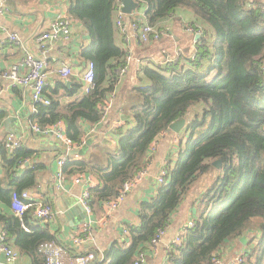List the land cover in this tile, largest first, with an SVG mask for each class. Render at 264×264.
Returning a JSON list of instances; mask_svg holds the SVG:
<instances>
[{
	"label": "trees",
	"instance_id": "obj_1",
	"mask_svg": "<svg viewBox=\"0 0 264 264\" xmlns=\"http://www.w3.org/2000/svg\"><path fill=\"white\" fill-rule=\"evenodd\" d=\"M135 1L138 8L144 4L146 22L159 30L177 10L188 11L191 27L200 33L195 50L191 57L179 52L171 61V54L163 52L157 62L144 63L132 90L137 102L115 135L114 149L101 155L103 165L68 156L62 171L96 178L98 185L89 190V206L96 213L147 168L152 145L170 124L184 118L186 138L164 168V185L140 204L138 226L128 227L127 241L114 242L98 263L133 264L186 203L194 227L167 254V264H212L221 248L242 236L248 243L241 264H264V0ZM67 2V18L88 35L80 58L93 64L94 83L83 95L77 94L83 83L46 86L49 104L35 105L30 121L41 129L62 121L65 136L80 146L83 125L100 122L99 107L116 90L126 48L123 38L121 44L116 41L120 0ZM4 116L0 111V123ZM0 153L7 169L5 184L0 179V203L9 211L0 213L5 243L32 264H45L39 247L57 239L29 213L18 219L12 210V195L35 186L34 170L20 177L15 172L32 152L22 147L6 156L2 147ZM215 161L221 162L219 169Z\"/></svg>",
	"mask_w": 264,
	"mask_h": 264
},
{
	"label": "crops",
	"instance_id": "obj_2",
	"mask_svg": "<svg viewBox=\"0 0 264 264\" xmlns=\"http://www.w3.org/2000/svg\"><path fill=\"white\" fill-rule=\"evenodd\" d=\"M0 4L5 9V13L0 15V111L5 115L0 123V150L2 147L6 148V156L22 147L32 152L30 158L26 159L15 172L17 177H20L28 170L35 171V186L25 191L33 200L41 201L51 208V217L40 224L41 228L48 230L57 239L56 244L64 252V263L72 264L78 255L94 253L97 258L94 264H99L98 262L104 259L103 251L106 249L110 251L112 244L116 241L120 243L127 241V228L138 226V208L141 203L156 196L158 188L156 178L167 162L174 158L172 156L176 152L179 141L185 140L184 127L180 134L166 131L156 139L152 145L145 176L138 187L126 196L114 212L105 213L104 205L96 213L92 211L95 221L93 238L76 247L73 240L78 236H83L80 228L87 219L79 198L83 192L96 187L98 182L96 178L87 174L68 176L63 173V166L60 167L58 162L63 157H68L65 147L53 135L38 134L31 129V125L35 123L30 121L33 103L30 100L29 90L13 85L11 80L3 78L2 75L13 65H19L22 62L24 51H27L46 61L50 70L46 86L52 88L62 81L67 86L73 82L82 83L83 74L89 63L83 62L80 58V51L89 44V38L80 23L69 19L71 34L67 40H60L45 46L39 43V35L46 31L53 21L66 16L67 0H0ZM192 22L193 16L188 11L177 10L160 28L170 34L168 38H164L157 45L150 43L148 46H143L137 41L130 42L129 49L133 61L117 84L115 98L106 117L96 125H83L84 142L89 134H94L96 139L86 155L84 157L73 156L75 160L103 165L101 155L114 149L116 143V134H110L109 129L118 121L123 123L121 128L126 126L130 117L129 110L137 102L132 91L138 86L139 70L136 63L139 60L142 64L150 61L157 62L162 58L161 53L163 52L171 55L181 52L191 57L198 39L196 40V36L187 33L185 29L191 26ZM11 34L17 36L16 42L10 41L9 35ZM122 38L120 33H116L118 44H121ZM63 67L71 69V75L68 78H63L57 73ZM25 72L24 68L20 69V74ZM77 94L83 95V89ZM71 100L64 98L66 102ZM58 123H61L65 135V124L62 121ZM8 137H12L13 142L18 145L14 147L6 143ZM4 158L0 153V179L5 184L7 169ZM77 177H82L81 184L74 182ZM186 205L185 203L179 206L172 216L160 240L157 252H151L149 246L145 252H142L145 255V261L142 264H167V254L173 240L194 218L191 208ZM0 213L3 215L9 213L2 203H0ZM247 243L248 236H242L238 242L232 241L226 244L217 253L220 264H231L236 256L245 253ZM7 245L18 252L11 244ZM18 254L17 260L9 262L0 252V264H32L28 257L19 252Z\"/></svg>",
	"mask_w": 264,
	"mask_h": 264
},
{
	"label": "built area",
	"instance_id": "obj_3",
	"mask_svg": "<svg viewBox=\"0 0 264 264\" xmlns=\"http://www.w3.org/2000/svg\"><path fill=\"white\" fill-rule=\"evenodd\" d=\"M5 13V9L3 5L0 4V15ZM115 28L118 33L123 36L124 42L126 44V64L120 68L117 72L118 75V82L120 79L124 77L126 74L129 64L133 61L131 52L129 49V45L131 41H137L139 43H158L164 38H168L170 34L166 30H159L154 27H151L144 18L143 14H135L134 12L130 16H125L121 12V3L118 7V12L115 21ZM185 31L195 36H200L198 31H195L191 26H188ZM71 34V25L70 20L63 16L55 21H53L48 29L42 32L39 37L38 41L45 46L46 44H53L60 40H67ZM9 39L12 42L17 41L16 35H9ZM22 62L19 65H13L10 69H8L2 75L3 78L11 80L13 85H18L24 88H27L30 92V100L33 103V110L32 114L35 112V105H48L49 101L46 99L44 95V88L46 87L47 80L50 76V70L48 65L44 59H40L33 55L30 52L24 51L23 53ZM179 52H175L171 57L168 58V61H171L175 56H177ZM142 62L139 60L136 63L137 69L140 70L142 68ZM24 68L26 70L25 73L20 74V69ZM58 75L63 78H68L71 75V69L67 67H63L57 71ZM83 83V92L87 93L90 87L94 83V73H93V64L89 63L86 67V70L83 74L82 78ZM1 94V90H0ZM115 98V92H112L110 96L106 99L105 103L99 107L101 120H103L107 113L109 112L112 103ZM100 120V121H101ZM123 126V123L120 121L113 124V126L109 129L110 134H116L117 131ZM31 129L38 134L43 135H53L56 139H58L61 144L65 147L66 153L73 150H79L84 146V141L82 145L78 146L73 144L65 135L63 131V127L61 123H57L55 125L46 127L41 129L37 124H32ZM6 143L12 144L16 147L18 144L13 142L12 137H8L6 139ZM177 144V143H176ZM66 161V157H63L59 160L58 165L60 167ZM166 171L163 169L160 174L156 178V183L158 187H161L165 183ZM145 176V170L139 172L135 178L132 180L124 183L118 193V195L108 202H105L104 210L105 213L110 214L117 210L120 204L125 200L126 196L133 191L135 188L138 187L142 178ZM74 182L76 184H81L82 177L75 178ZM88 184V183H87ZM90 190V189H89ZM89 190L83 192L81 197L79 198V203L84 208L87 219L82 224L80 228V232L83 236H78L73 240L76 247L87 243L92 240L93 238V227L95 226V221L92 217V209L89 206ZM12 210L14 212V216L18 219H22L23 216L27 213L30 214L32 219L36 222H45L51 217V208L42 203L41 201L33 200L28 192L23 191L20 194H13L12 195ZM194 227L193 221H190L186 224V226L179 232V234L175 237L172 242L168 253L182 245L183 237L185 231L187 229H191ZM168 228V227H167ZM159 230L154 238H152L151 242L149 243V250L153 253L157 252L159 248V243L162 236L165 234L166 229ZM23 229L26 232L29 230L23 226ZM0 252L3 253L6 260L9 262H14L18 258V252L9 247L6 241V234L3 231H0ZM39 253L44 256L45 264H65L63 260V249L55 244V243H44L39 247ZM242 255H238L234 258L231 264H241L244 257ZM96 256L94 253H86L78 255L72 264H94L96 262ZM145 261V255L141 252L137 255L133 264H142ZM212 264H220L219 259L217 258V254L215 259L213 260Z\"/></svg>",
	"mask_w": 264,
	"mask_h": 264
},
{
	"label": "water",
	"instance_id": "obj_4",
	"mask_svg": "<svg viewBox=\"0 0 264 264\" xmlns=\"http://www.w3.org/2000/svg\"><path fill=\"white\" fill-rule=\"evenodd\" d=\"M120 3H121V12L125 16H130L133 12H135L136 10L139 9L138 8L139 5L135 0H120ZM198 38H199V36L195 37L196 40ZM68 85H70V84L68 83ZM185 123H186V120L184 118L179 119V120H177V121H175L169 125L167 132L180 134L181 130L185 126ZM95 139H96V137L94 134H89L85 139V143H84L83 148H81L80 150L69 151L66 153L67 156H69V157H73V156L84 157L86 155V153L88 152V150L90 149V147L93 145ZM213 166L216 167L217 169H219L221 166V162L215 161L213 163ZM108 252H109L108 249L103 251L102 257L105 258L107 256Z\"/></svg>",
	"mask_w": 264,
	"mask_h": 264
},
{
	"label": "rangeland",
	"instance_id": "obj_5",
	"mask_svg": "<svg viewBox=\"0 0 264 264\" xmlns=\"http://www.w3.org/2000/svg\"><path fill=\"white\" fill-rule=\"evenodd\" d=\"M145 6H144V4H142L141 6H140V8L138 9V10H136L134 13L135 14H143L144 13V10H145V8H144ZM149 44V43H148ZM148 44H145V45H143V46H148ZM157 45V44H156ZM146 48V47H145Z\"/></svg>",
	"mask_w": 264,
	"mask_h": 264
}]
</instances>
